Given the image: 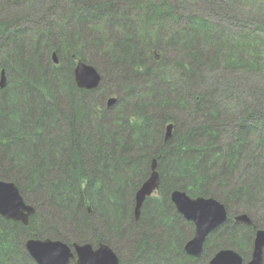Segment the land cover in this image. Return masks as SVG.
<instances>
[{
	"label": "trees",
	"instance_id": "obj_1",
	"mask_svg": "<svg viewBox=\"0 0 264 264\" xmlns=\"http://www.w3.org/2000/svg\"><path fill=\"white\" fill-rule=\"evenodd\" d=\"M184 1L194 8L199 0ZM203 7L179 16L171 0H0V74L9 77L0 89V179L16 183L37 210L29 226L0 216V264H37L25 244L46 237L124 242L128 264H193L182 260L190 236L178 231L180 216L164 215L175 213L166 203L175 190L219 200L221 189L257 224L264 25L256 15L264 17V0ZM80 61L104 68L118 91L103 92L104 83L79 89ZM223 90L235 96L233 111L217 98ZM99 93L117 94V104L103 106ZM168 123L175 130L165 142ZM154 159L159 194L136 222L135 194ZM233 173L244 174L242 182L225 191ZM240 226L230 222L227 235L210 239L237 251L252 247L249 232L236 237Z\"/></svg>",
	"mask_w": 264,
	"mask_h": 264
},
{
	"label": "water",
	"instance_id": "obj_2",
	"mask_svg": "<svg viewBox=\"0 0 264 264\" xmlns=\"http://www.w3.org/2000/svg\"><path fill=\"white\" fill-rule=\"evenodd\" d=\"M55 65L59 64L57 53H53ZM75 81L79 89L94 91L102 82V75L90 63L78 62L75 72ZM0 88L4 89L8 82L6 71L0 74ZM118 102L117 97L109 98L107 108L111 109ZM175 124L169 123L165 127V141L169 142L174 136ZM160 186V175L157 171V161H153L150 178L140 187L135 196V217L140 218L141 209L145 200ZM177 211L187 220L195 224L194 237L185 246L190 255L200 256L203 252L207 236L220 224L228 220L226 206L216 198H193L185 191L176 190L170 194ZM36 208L27 203L18 185L0 179V216L6 220L22 223L29 226L30 218L35 215ZM236 221L252 225L249 214H240ZM26 250L37 264H70L74 259L76 264H120L118 255L106 243L95 247L92 243L72 246L64 241L52 238H31L26 242ZM264 230H259L255 238L253 259L249 264H263ZM76 254V256H75ZM77 257V258H76ZM210 264H242V258L233 250H224L218 253Z\"/></svg>",
	"mask_w": 264,
	"mask_h": 264
},
{
	"label": "rangeland",
	"instance_id": "obj_3",
	"mask_svg": "<svg viewBox=\"0 0 264 264\" xmlns=\"http://www.w3.org/2000/svg\"><path fill=\"white\" fill-rule=\"evenodd\" d=\"M171 2L172 3H174L176 6H177V8H178V15L180 16V15H185V14H187V13H189V12H191V11H195V12H197V13H205L204 12V4H206L207 3V0L205 1V0H199L198 2H197V4H196V6L194 7V8H191V7H189L187 4H186V1H184V0H171ZM227 11V10H226ZM220 14H222V13H224L225 11L223 10H219L218 11ZM246 14H244V16H245ZM229 17H230V15H229ZM247 17V16H246ZM216 19V18H215ZM256 19H257V24L259 23V24H262V25H264V17H262V16H260V15H256ZM216 21L218 22V23H220V24H225L226 22H225V20H221V18H217L216 19ZM227 23H228V21H227ZM161 58V56H159V59ZM175 58V54H174V57H173V59ZM96 65V68L98 69V71L101 73V75H102V78L104 77L105 79H102V82L101 83H104L105 84V86H104V88H103V92H105V93H107L108 94V92L109 91H111V92H109V94H111V93H114L113 91L114 90H117V89H115L116 87H113V85H114V82H115V80H113V79H108L107 78V76H108V74H107V71L106 70H104V68H100V67H98L97 66V64H94V66ZM6 77H7V82H8V84H7V86L4 88V89H6L7 87H8V85H9V77H8V74L6 73ZM224 78H225V76L223 75V74H220L219 75V78L218 79H220L219 81H217V83H216V85L218 84V89L219 88H221L220 86H223V82H224ZM0 79H1V77H0ZM15 79V78H14ZM233 82H235V81H233ZM210 84V82H208V85ZM214 84H215V82H214ZM262 87L264 88V85L262 84ZM1 89V88H0ZM4 89H1V90H4ZM229 90V89H228ZM227 90V93H225L224 92V90L220 93V94H218L217 95V98L220 100V101H222V103H221V105H226V107H228L229 109H231V111H233V106H234V103H230V101H233L234 100V98H235V96H234V94H232V96L229 94V91ZM118 91V90H117ZM200 91H202V90H200ZM102 92V93H103ZM102 93H99L98 95H97V97L99 98L100 97V94H102ZM114 96H116L117 97V94H114ZM230 96V97H229ZM106 98H108V97H106ZM105 97H103V98H99L100 99V101H102L101 103H102V105L103 106H107L108 105V101H109V98H111V97H109L108 99H107V101L105 100L106 99ZM94 104H96V102L94 101L93 102ZM223 114H225L226 115V117H227V113L226 112H223ZM169 124V123H168ZM167 124V125H168ZM164 135H165V132H164ZM264 147H261V149H258L257 150V152L255 153V155H257V154H259V153H262V155L260 156V155H257L256 157H257V161H259L258 163H260V165H259V168L260 167H262L261 165H264ZM264 171V170H263ZM216 174V173H215ZM238 174H236V173H233V175H232V178L231 179H225V185H224V182L222 183V186L221 187H223V188H225V191L227 190V189H229L231 186L233 187V186H235V185H237V183L238 182H242V177H244V174H242L241 176H239ZM237 182V183H236ZM219 187H220V185H219ZM218 191H220V196H218L217 194V197L219 198V200L220 201H222L223 203H225V200H224V197L222 196V190L221 189H218ZM157 193H155V195L153 196V197H157ZM227 202V207H228V210H229V212L233 215V216H235V215H237V213H241V212H239L240 211V207H242L243 209H245V213H247L246 212V210L247 211H249V209H247L248 207H245V206H243V205H241L240 203V201H236V200H228V201H226ZM257 206H258V208H257V211L258 212H255L254 211V213L252 214V216L254 217V219L257 221V225H259L260 227H263L264 228V190L262 191V196L260 195V199H258V201H257ZM166 212H164V214H165ZM244 214V213H243ZM184 232H183V236L184 237H189V236H191L192 235V230H190V229H187V230H183ZM91 242H93V238L91 239ZM124 243V242H123ZM123 243H120L121 245H122V247L121 246H117V244L116 243H114L113 244V247L115 248V249H119V251H120V254H121V259H123L124 261H127L129 258H130V252H129V250H128V248H127V246H125ZM242 250L246 253L247 252V247H245L244 245L242 246ZM135 263V261L133 262V264ZM135 264H137V262L135 263Z\"/></svg>",
	"mask_w": 264,
	"mask_h": 264
},
{
	"label": "flooded vegetation",
	"instance_id": "obj_4",
	"mask_svg": "<svg viewBox=\"0 0 264 264\" xmlns=\"http://www.w3.org/2000/svg\"><path fill=\"white\" fill-rule=\"evenodd\" d=\"M165 140V139H164ZM166 142V141H165ZM154 160H156V159H154ZM153 160V161H154ZM157 161V160H156ZM152 165H153V162H152ZM157 171H158V162H157ZM151 174H152V166H151ZM151 174H150V176H151ZM160 175V174H159ZM150 176L148 177V179L150 178ZM147 179V180H148ZM146 180V181H147ZM145 181V182H146ZM144 182V183H145ZM143 183V184H144ZM142 184V185H143ZM160 184H161V179H160ZM141 185V186H142ZM140 189V188H139ZM138 189V190H139ZM159 189H160V186H159V188L157 189V190H155L154 191V193L150 196V197H148L146 200H145V202H144V204H143V206H142V209H141V214H140V218L139 219H136V217H135V205H136V202H135V205H134V211H133V217H134V220L136 221V222H139V221H141L142 220V217L144 216V212L146 211L147 212V214H148V211L149 210H151L152 208H150L149 207V204L150 203H152V202H149V204H148V199L149 198H152L154 195H155V193H157V194H159ZM176 191V190H175ZM173 192V191H172ZM171 192V193H172ZM137 193V192H136ZM170 193V194H171ZM135 196H136V194H135ZM158 196V195H157ZM170 197V196H169ZM192 197V196H191ZM194 198V197H193ZM196 198H198V197H196ZM204 198V197H203ZM218 200V199H217ZM220 201V200H219ZM221 203H223L222 201H220ZM160 203V202H159ZM166 203H169L170 204V206H171V208H172V210H173V212H175V213H170V212H166L164 215H165V217H172L171 218V220H169V221H176V218L178 217V216H180V218H181V223H178L177 224V226H179V227H177V229H178V231H183L184 229L185 230H187V229H190V230H192V235L190 236V238L187 240V242H185V244H184V247H183V251H182V253H183V255H184V259H182V260H185V261H187L188 263H190V262H193V264H210V262H211V260L218 254V253H220L221 251H224V250H233V251H235V252H237L238 253V255L242 258V264H249L251 261H252V259H253V252H254V247H255V238H256V234H257V232L259 231V230H264V228L263 227H260L259 225H257L256 224V222H254V220H253V218H252V221H253V223H252V225H248V224H245V223H242V222H239V221H236L235 220V217H237L238 215H240V214H243V213H245V210L242 208V207H240L239 209H240V211L239 212H241L240 214L239 213H237V215H235V216H233L230 212H229V210H228V207H227V203L225 202V203H223L225 206H226V209H227V212H228V220L226 221V222H224V223H222V224H220L217 228H215L211 233H209V235L207 236V238H206V241H205V243H204V247H203V252H202V254L200 255V256H195V255H190V254H188L186 251H185V246L187 245V243L194 237V234H195V230H196V227H195V225L192 223V222H190V223H192L193 224V228H189V226H188V224L187 223H189V221L183 216V215H181L178 211H177V209H176V207H175V205H174V203L171 201V199H170V201L169 202H166ZM163 206H165V203L163 204ZM161 211L163 210V208H159ZM246 214H248V213H246ZM183 221V222H182ZM231 222V224H233V222H235V223H238V224H240L241 226L240 227H242V228H240V230H238L237 232H236V237H238V238H240L245 232H249L251 235L249 236V238L250 239H253L254 238V240H253V244H252V247L251 246H248V248H247V252L245 253L242 249L239 251H237V250H235V249H232V248H224V247H220V246H217L216 244H213V239L215 238V237H221V239H222V234L224 233V231H226V235H227V232H228V229H227V227H226V225L228 224V223H230ZM184 228V229H183ZM210 237H214L213 239H210ZM46 238H51V237H46ZM53 239V238H52ZM229 240V234H228V236H227V241ZM226 241V242H227ZM248 242V241H247ZM74 243V242H73ZM72 243V244H73ZM80 243H83V242H80ZM102 243H105L102 239L101 240H99V239H97V240H93V245L95 246V247H98L100 244H102ZM229 243V242H228ZM69 244V243H68ZM71 244V245H72ZM79 244V243H78ZM84 244V243H83ZM107 244V243H106ZM70 245V244H69ZM109 245V244H108ZM112 249H113V251L118 255V257H119V260H120V264H128L127 262H128V260L127 261H124L123 259H121V254H120V251H119V249H115L114 247H113V245L111 246V245H109ZM75 256H76V254H75ZM179 256H181V254L179 253ZM77 258V257H76ZM263 258H264V249H263ZM70 264H76V262H75V260L74 259H71V262H70ZM129 264H132L131 263V261H130V263ZM263 264H264V262H263Z\"/></svg>",
	"mask_w": 264,
	"mask_h": 264
},
{
	"label": "bare ground",
	"instance_id": "obj_5",
	"mask_svg": "<svg viewBox=\"0 0 264 264\" xmlns=\"http://www.w3.org/2000/svg\"><path fill=\"white\" fill-rule=\"evenodd\" d=\"M6 182H7V181H6ZM13 183H14V182H13ZM188 221H189V222H192V221H190V220H188ZM192 223H193V222H192ZM193 224H194V223H193ZM194 225H195V224H194ZM60 241H61V240H60ZM67 244H68V243H67ZM73 244H74V243H73ZM73 244H72V245H73ZM77 244H78V243H77ZM25 245H26V244H25ZM72 245H71V246H72ZM25 248H26V246H25ZM29 255H30V254H29Z\"/></svg>",
	"mask_w": 264,
	"mask_h": 264
}]
</instances>
